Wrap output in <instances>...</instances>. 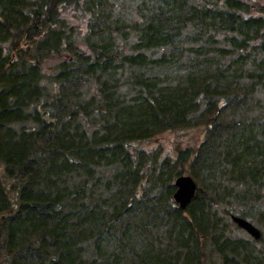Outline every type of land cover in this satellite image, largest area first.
Returning a JSON list of instances; mask_svg holds the SVG:
<instances>
[{
    "label": "trees",
    "instance_id": "obj_1",
    "mask_svg": "<svg viewBox=\"0 0 264 264\" xmlns=\"http://www.w3.org/2000/svg\"><path fill=\"white\" fill-rule=\"evenodd\" d=\"M231 215L264 227L262 0H0V264H264Z\"/></svg>",
    "mask_w": 264,
    "mask_h": 264
},
{
    "label": "water",
    "instance_id": "obj_2",
    "mask_svg": "<svg viewBox=\"0 0 264 264\" xmlns=\"http://www.w3.org/2000/svg\"><path fill=\"white\" fill-rule=\"evenodd\" d=\"M174 186L173 200L180 208L185 209L196 192L197 184L190 175L181 174L174 179ZM231 218L239 227L245 229L254 237V239H259L261 233L250 221L236 215H232Z\"/></svg>",
    "mask_w": 264,
    "mask_h": 264
},
{
    "label": "rangeland",
    "instance_id": "obj_3",
    "mask_svg": "<svg viewBox=\"0 0 264 264\" xmlns=\"http://www.w3.org/2000/svg\"><path fill=\"white\" fill-rule=\"evenodd\" d=\"M262 2H264V0H262ZM167 137H168V140H169L170 137L168 135H167ZM254 223L261 230V236H260V238L257 241L261 242V244L264 245V227L262 228L261 225H260V223L257 220H255Z\"/></svg>",
    "mask_w": 264,
    "mask_h": 264
}]
</instances>
